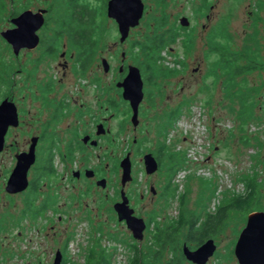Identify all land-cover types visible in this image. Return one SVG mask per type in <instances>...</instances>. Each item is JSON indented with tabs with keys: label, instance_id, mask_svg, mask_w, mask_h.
Returning <instances> with one entry per match:
<instances>
[{
	"label": "rangeland",
	"instance_id": "374dc122",
	"mask_svg": "<svg viewBox=\"0 0 264 264\" xmlns=\"http://www.w3.org/2000/svg\"><path fill=\"white\" fill-rule=\"evenodd\" d=\"M85 1L95 9V20L99 30L100 26L104 29L98 57L91 67L92 73L99 74L103 80H111L112 73L110 71L106 76L103 74L101 57L106 58L110 67L115 70L121 63L120 53L124 50L125 62L142 67L148 54L144 48L146 37H151L156 32L163 34L167 39L168 30L171 29L177 34L174 43L166 45L160 53L162 57L157 63L161 71L155 73L154 70V84L146 83L145 88L149 91V96L155 97L157 107L161 108L165 104L167 94L168 111L181 104V112L173 125L168 127L163 140L168 142V148L171 150L185 154V164L173 177L172 182L177 185V190L175 196L165 207L163 206L167 207L164 213L159 210L164 204L159 196L152 197L147 192L148 184L151 182L159 191L164 181V173L147 176L143 168L136 164L134 173L136 181L131 187L138 212L146 218L150 215L156 217L154 211L163 214L165 218L162 226L165 227L166 224L169 225L178 219L183 208L185 217L191 212L200 214L197 223L200 225L207 214H216L218 206L223 201L246 193L244 178L252 176L255 177L258 190L254 210H264V108L260 107L256 97L250 96L249 99L253 98L254 102L251 108L253 120L245 121L241 118L244 109L242 110L237 100L227 96L224 83H218L216 73L213 72L218 55L210 50L215 37V41L219 39L231 51H248L252 55L259 53L263 56L261 53L264 51V0H142L144 12L140 23L130 29L128 37L122 44L118 42L119 33L114 21L111 19L105 21L101 1ZM5 2L8 11L0 12V31L11 27L9 22L11 5L9 0ZM32 6L33 9L44 7L43 2L39 0H33ZM182 16L188 18V26L180 25L179 18ZM219 23L222 28L219 31L221 34L216 29ZM255 45L260 48L254 50ZM17 59L23 65V54L14 56L9 44L0 35L2 76L0 102L4 99L3 95L8 92L9 98L11 97L12 101L15 99L16 107L21 109L24 76L21 65L16 63L13 71L5 74L2 63L9 66V61ZM241 63L243 60H240ZM169 68L174 69L175 73L167 78ZM142 74L144 75V72ZM260 81L261 76L257 71L250 75L243 74L236 79L240 89L247 87L248 84H258ZM94 101L95 98L92 102ZM154 113L155 111H150L149 115ZM150 136H153V132ZM244 137L248 139L247 143ZM138 158L139 156L135 157L137 163ZM96 161L97 159L93 157L90 164ZM5 162L7 160L3 159V163ZM112 179L115 180L114 175ZM80 189H83L82 186ZM115 189L116 184L113 183L102 192L94 189L93 192L90 190L88 195L82 194L83 196L77 192V196L88 203L87 208L83 209L85 206L82 201L75 202L71 207L64 206L63 202L68 201V198H65L66 192L62 186L61 209L65 207L68 214L63 215L62 221L58 224L55 223L56 215L48 216L51 222L48 221L40 232L29 227L25 221H22L23 226L20 227L10 225L14 224L12 219L20 217L23 196L15 195L13 200L8 201L9 198L1 193L0 264H52V255L61 244H64L69 258L67 264H86V254L91 249L98 251L101 248L112 252L111 264H130L135 253L133 254V250L120 239H124L128 244L135 241L138 244L139 240L134 239L130 231L127 232V228L119 224L111 207L112 201L106 202L105 196L101 195L108 193L111 197L115 195ZM140 193L144 194L143 199L139 198ZM181 193L185 194L183 207L178 200V194ZM79 198L74 196L73 201ZM247 214L229 210L223 222L215 226L217 231H220L215 234L217 251L208 264H238L231 251L232 242L234 236H237L245 225ZM36 221L41 225L43 219ZM51 225L53 228H50ZM21 228L23 229L21 237H16L17 230ZM179 231L177 235L179 243L174 254L168 248L163 250L162 258L156 264H163L171 257H173L171 262L174 263L176 255L181 256L180 246L186 240L188 229L183 227ZM152 234L153 230L148 231L145 240L140 242H143L141 251L145 252L148 246L153 251L161 249ZM189 245L193 246L192 243ZM11 248L17 250V255L20 252L21 256L12 257Z\"/></svg>",
	"mask_w": 264,
	"mask_h": 264
},
{
	"label": "flooded vegetation",
	"instance_id": "af4514ba",
	"mask_svg": "<svg viewBox=\"0 0 264 264\" xmlns=\"http://www.w3.org/2000/svg\"><path fill=\"white\" fill-rule=\"evenodd\" d=\"M9 1L13 6L20 5L19 8L21 10L18 14L29 10L32 13L40 12L43 16V23L36 30L38 40L35 44L31 45L27 42L25 46L19 49L18 54H14L12 46L7 42L14 56L19 54L24 56L23 65L20 64L18 59L9 61L10 64L5 71V74L11 73L16 63L21 65L20 67L24 73L21 109L16 107L15 99L12 101L13 99L9 98L8 92L3 95L4 99L6 98L14 103L17 123L8 125L4 135V144L0 150V194L2 193L8 197V201L13 200L15 195L22 194L23 196L20 217L12 219L14 224L10 225L20 227V225L23 226L21 224L22 221H25L29 227L40 232L48 221L51 222L48 216L53 217L56 215L57 221L55 223L61 222L62 216L68 214L65 207H71L75 202L82 201L85 206L83 209L87 208L88 203L84 202L85 199L79 198L77 192L80 196H83L82 194L88 195V192L90 190L93 192L94 189L102 192L114 183L116 184L115 195L111 197L108 193H101V195L105 196L104 200L106 202L112 201L111 207L116 220L127 228L125 220H118V215L114 210V204L122 200L121 190L124 191L128 198V206L133 209V215L141 217L146 225L142 232V239L138 241L139 243H135L136 241L131 242L137 244L138 248L141 249L143 242H140L145 240L148 231L153 230L152 236L156 240V233L160 227H163L165 216L154 211L156 217L151 219L150 217L153 215L146 218V216L138 212L139 209L136 208L135 200L132 197L133 189L131 185L136 181L134 175L136 164L143 168V172L147 176L159 172L164 173V181L162 186L159 187V191L152 182L147 187L148 195L152 197L159 196L158 198L164 203L159 208L164 213L167 207L163 208V206L165 207L168 202V142L163 140L168 132V94L164 99L165 104L161 108L157 107L154 101L155 97L149 96V91H146L145 84L147 82L145 75L142 74V68L137 66L143 82V96L138 104L136 116L133 118V108L129 100L124 98V89L120 86V83L128 73V66L133 65L125 62L124 50L120 53L121 63L115 70L109 64L108 70L105 71L102 65L104 57L100 58L103 74L106 76L110 71L112 73L111 80H103L102 76L97 73L93 74L91 71V67L96 61V57H98L103 33L90 34L91 41L96 39L95 43H83L82 41L76 43V39H82L81 35L71 34L66 31L65 27L59 25L57 32L51 31L54 20L51 8L52 3L53 6H59L63 4V0H39V2H43L44 7L36 9L32 8L33 0ZM100 1L106 18L105 21L109 19L114 21L118 31L115 19L107 15L108 0ZM71 2L86 9L92 8L85 0H67L65 5L69 6ZM257 7H259V4H257ZM17 15L10 14L9 22ZM206 17L208 18L209 16L206 15ZM10 24V28H12L13 24L11 22ZM216 29L218 33L222 30L220 23ZM124 41H120L119 34L118 42L122 44ZM92 44H94L93 48ZM211 47L213 52L218 55V59L215 62L218 83H225L227 78L225 74L227 72L226 68L222 66L226 62H223L221 54L229 56L224 57L228 61V68L232 64H236L237 61L234 58L240 55L244 57V59L240 60L253 64V68L245 74L250 75L254 71L260 73V83L248 84V87L251 90L253 89L251 96L256 97L255 99L260 102V107L263 109L264 51L261 53L263 56L259 53L252 55L248 51H231L219 39L215 41V37ZM259 48V46L255 45L254 50ZM242 75H235L230 82L232 93L237 91L236 79ZM151 84H154V82ZM154 94H158V92H154ZM93 98H95L94 103L92 102ZM233 99L236 100L235 97ZM150 111H155V113L149 115ZM152 132L153 136H150ZM147 154H151L157 162L156 171L150 174L146 173L144 163V156ZM126 156H128L130 161L131 180L122 186L121 162ZM136 156H139L138 163L135 162ZM93 157L97 161L90 164ZM3 159H6L7 162L3 163ZM18 163L21 164L23 170L26 169V183L23 188L24 181L20 182L22 171L19 172L18 180H10ZM164 166H166V169H164ZM112 175H114V181ZM62 186L66 192L65 198H68V201L63 202L65 206L62 208L63 210L60 204ZM81 186L82 190L80 189ZM74 196L79 199L73 201ZM139 198L143 199L144 194L140 193ZM159 215L162 216L160 217ZM38 219H43L41 225L37 224L38 221L36 220ZM148 220H151L150 224H148ZM50 228H53V225ZM241 229L238 235L233 238L231 251L234 256V246ZM129 231L127 228V232ZM22 232V228L17 230L16 237H21ZM219 232V230L217 231L214 228L212 233L198 242L183 241L179 250L181 256L175 253L176 257L181 258V264L184 262L186 264H200L187 259L183 254L182 247L186 245L193 251L207 239H212L215 249L206 262L201 263L208 264L217 251L215 234ZM129 233L132 235L131 231ZM69 236H67L68 239ZM189 243H192L193 246H190ZM11 249L12 257L21 256L20 252L17 255V250ZM168 249L174 254L171 243H168ZM57 252L60 253V264L66 258L68 259L64 244L59 245L54 254H51L53 261ZM172 259L173 257L168 260V263H172Z\"/></svg>",
	"mask_w": 264,
	"mask_h": 264
},
{
	"label": "trees",
	"instance_id": "16d2710c",
	"mask_svg": "<svg viewBox=\"0 0 264 264\" xmlns=\"http://www.w3.org/2000/svg\"><path fill=\"white\" fill-rule=\"evenodd\" d=\"M20 1V0H19ZM63 0V4L59 6H53L52 3V10H53V29L52 31L57 32V27L60 25L61 27H65L66 31L71 34H79L81 35L82 39H76L75 42H83V43H95V40L91 41L90 34L95 33H103L104 29L103 26H100V30L96 23V13L95 9H86L84 7H79L75 3H69V6ZM11 5V4H10ZM20 6V5H19ZM17 5H11V15H17L18 12L21 10ZM8 11L7 4L5 0H0V12ZM176 32L172 29L168 30V37L167 39L163 36V34H158L156 32L153 33L151 37L145 38V46L144 48L147 50V55L145 62L142 64V72H144L146 82L151 84L155 81V73L157 71H161V67L158 66V61L161 59L160 53L164 49V47L170 43H174L176 39ZM80 38V36H79ZM90 39V40H89ZM92 48L94 44L91 45ZM85 48V47H84ZM210 50L213 51L212 47ZM223 57V62L226 64H222L224 68H226L225 74L227 76L225 80V87L224 90L227 93V96L235 97L236 100L241 104L242 107V119L245 121L253 120L252 114V107L254 106L253 98L249 99L251 96L250 87L241 88L239 83L236 82L237 91H231L230 82L233 80V77L240 76L250 71L253 68V64L247 61H243L240 64V59H244L242 55L235 57L234 60L237 61L236 64H232L230 68H228V61L226 58L229 57L225 54H221ZM5 70L7 66L2 62ZM252 66V67H251ZM155 67H158L155 69ZM163 69V67H162ZM174 69H168V76L174 75ZM214 73L217 74L216 70H213ZM2 76H0V80ZM234 82V81H233ZM228 86L226 87V85ZM181 112V104H178L175 108L170 109L168 111V127L173 125V122L179 116ZM245 143H247L248 139L244 137ZM185 164V154L179 151H173L168 148V201L171 200L175 196V192L177 190V185L172 182L173 177L177 173V171L182 168ZM255 177L252 176L250 178H244L245 186H246V193L233 196L225 201H223L220 206H218L216 214H207L203 222L200 225H197L200 214H195L191 212L188 217L184 215V209L182 208L181 213L178 216V219L174 222H171L169 225L166 224L165 227H160L156 233V242L161 249L151 250L150 246L146 248V251L143 252L141 249L137 247V244H128L124 239H120L121 242H124L128 245L129 248L133 250V254L135 256L131 258L130 264H156L160 262L162 258V251L167 249V244L171 241V245L173 250L177 249L179 241H177V235L180 233V229L183 227H187L188 231L186 233V240H193L191 242L202 240L204 237L208 236L214 230L216 225H219L225 219L229 210L240 211L244 213H250L254 211V207L257 201V182L254 179ZM178 200L180 206L183 207L185 203V194L181 193L178 194ZM151 219H154L155 216H151ZM151 220H148V224H150ZM1 225V224H0ZM201 226V228H200ZM119 240V239H118ZM168 240V242H167ZM106 249L101 248L98 251L95 249H91L88 254H86V264H111L112 262V252L105 251ZM141 253V255H140ZM69 258L63 260L62 264H67ZM174 263L165 262L163 264H181V258L176 257Z\"/></svg>",
	"mask_w": 264,
	"mask_h": 264
},
{
	"label": "water",
	"instance_id": "95a60500",
	"mask_svg": "<svg viewBox=\"0 0 264 264\" xmlns=\"http://www.w3.org/2000/svg\"><path fill=\"white\" fill-rule=\"evenodd\" d=\"M143 12L144 3L142 0H108L107 15L117 22L121 42L128 37L130 28L139 24ZM10 22L13 27L0 31V35L12 46L13 53L18 54L19 49L25 46L27 42L33 45L38 40L36 30L42 25L43 16L40 12L32 13L28 10L13 17ZM179 23L181 26H188L189 20L187 17L182 16L179 18ZM102 65L104 70L107 71L109 63L105 58L102 59ZM142 85L139 68L129 65L128 73L120 83V86L124 89V98L129 100L133 108V118L136 116L138 104L143 96ZM16 123L17 117L14 103L5 98L0 103V150L4 144V135L8 125H15ZM144 163L147 174L156 171L157 162L151 154L144 156ZM121 166V183L124 186L127 181L131 180L128 156L121 162ZM20 171H22L20 182L24 181L23 188L26 183V169L23 170L20 163L14 169L10 180H18ZM121 198V201L114 204L118 220H125L133 238L141 240L142 232L146 226L145 222L141 217L133 215V209L128 206V198L123 190H121ZM214 249L215 244L212 239H207L193 251L186 245L182 247L183 254L187 259L200 264L206 262ZM234 254L238 264H264V210H254L247 214L245 225L241 229L234 246ZM52 264H60L59 252H57Z\"/></svg>",
	"mask_w": 264,
	"mask_h": 264
}]
</instances>
